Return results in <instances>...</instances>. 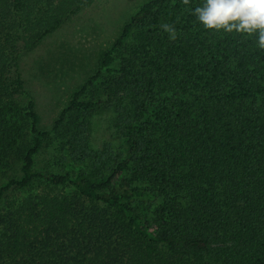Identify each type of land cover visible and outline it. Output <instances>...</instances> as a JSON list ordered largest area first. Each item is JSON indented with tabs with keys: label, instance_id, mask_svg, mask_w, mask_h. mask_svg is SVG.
<instances>
[{
	"label": "trees",
	"instance_id": "obj_1",
	"mask_svg": "<svg viewBox=\"0 0 264 264\" xmlns=\"http://www.w3.org/2000/svg\"><path fill=\"white\" fill-rule=\"evenodd\" d=\"M92 2L0 0V264H264L256 36L205 30L204 0H148L45 130L21 53ZM100 109L122 151L92 145ZM52 144L58 170L36 168Z\"/></svg>",
	"mask_w": 264,
	"mask_h": 264
},
{
	"label": "rangeland",
	"instance_id": "obj_2",
	"mask_svg": "<svg viewBox=\"0 0 264 264\" xmlns=\"http://www.w3.org/2000/svg\"><path fill=\"white\" fill-rule=\"evenodd\" d=\"M148 0H93L30 52L22 51L20 72L26 91L33 97L40 126L50 130L69 94L95 69L99 53L107 48L126 19ZM94 147L109 143L120 148L114 112L100 109L92 114ZM52 144L35 159L38 169L55 166L58 153ZM3 177H0V183Z\"/></svg>",
	"mask_w": 264,
	"mask_h": 264
},
{
	"label": "clouds",
	"instance_id": "obj_3",
	"mask_svg": "<svg viewBox=\"0 0 264 264\" xmlns=\"http://www.w3.org/2000/svg\"><path fill=\"white\" fill-rule=\"evenodd\" d=\"M183 3L187 5L190 0ZM193 15L205 30L255 35L257 47L264 50V0H204ZM161 28L170 40L177 38L172 25L165 23Z\"/></svg>",
	"mask_w": 264,
	"mask_h": 264
}]
</instances>
